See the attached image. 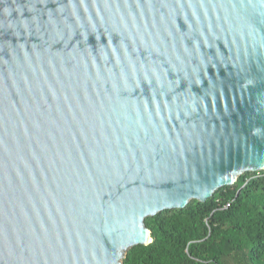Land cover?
<instances>
[{"label":"water","instance_id":"95a60500","mask_svg":"<svg viewBox=\"0 0 264 264\" xmlns=\"http://www.w3.org/2000/svg\"><path fill=\"white\" fill-rule=\"evenodd\" d=\"M263 169L264 0H0V264H122Z\"/></svg>","mask_w":264,"mask_h":264},{"label":"trees","instance_id":"16d2710c","mask_svg":"<svg viewBox=\"0 0 264 264\" xmlns=\"http://www.w3.org/2000/svg\"><path fill=\"white\" fill-rule=\"evenodd\" d=\"M144 222L151 242L128 249L122 264H264V170Z\"/></svg>","mask_w":264,"mask_h":264},{"label":"built area","instance_id":"2783aa9c","mask_svg":"<svg viewBox=\"0 0 264 264\" xmlns=\"http://www.w3.org/2000/svg\"><path fill=\"white\" fill-rule=\"evenodd\" d=\"M264 170V169H263Z\"/></svg>","mask_w":264,"mask_h":264}]
</instances>
